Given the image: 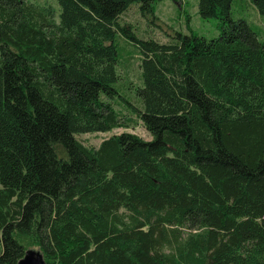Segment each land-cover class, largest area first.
Here are the masks:
<instances>
[{
  "label": "trees",
  "instance_id": "1",
  "mask_svg": "<svg viewBox=\"0 0 264 264\" xmlns=\"http://www.w3.org/2000/svg\"><path fill=\"white\" fill-rule=\"evenodd\" d=\"M163 1L0 0V264L28 249L45 264H264V38L234 0H198L215 39L120 25L132 4L154 23ZM117 33L140 62L128 115L108 100ZM129 116L151 141L74 137Z\"/></svg>",
  "mask_w": 264,
  "mask_h": 264
},
{
  "label": "rangeland",
  "instance_id": "2",
  "mask_svg": "<svg viewBox=\"0 0 264 264\" xmlns=\"http://www.w3.org/2000/svg\"><path fill=\"white\" fill-rule=\"evenodd\" d=\"M40 6L50 5L58 7L56 0H27ZM198 0H165L154 5V12L157 17L154 23L145 19L139 12V6L132 4L119 19L120 25L131 28L134 35L142 40H156L166 44L173 40L174 34L181 33L188 35L193 32L195 35L207 40L217 38L219 21L217 19H201L197 10ZM231 16L233 20L240 18L247 20L252 29L259 33L260 39L264 38V16L258 14L249 0H234L231 3ZM115 44L119 52V66L117 75L119 80L114 85L117 94L108 98L114 105L115 111L126 112L129 101L139 105L135 98V89L140 86V62L139 56L131 42L117 33L115 35ZM125 107V108H124ZM132 120V127L126 129H113L109 132L85 133L75 135V139L84 146L98 148L103 140L110 136L120 135L122 133L135 134L145 142L151 141V136L145 130L143 124L135 116H129ZM135 123V124H134ZM35 250V249H34Z\"/></svg>",
  "mask_w": 264,
  "mask_h": 264
},
{
  "label": "water",
  "instance_id": "3",
  "mask_svg": "<svg viewBox=\"0 0 264 264\" xmlns=\"http://www.w3.org/2000/svg\"><path fill=\"white\" fill-rule=\"evenodd\" d=\"M16 264H45L43 254L38 250L28 249Z\"/></svg>",
  "mask_w": 264,
  "mask_h": 264
}]
</instances>
